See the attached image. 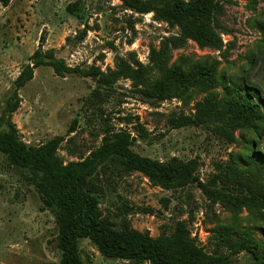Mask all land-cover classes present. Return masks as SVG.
Listing matches in <instances>:
<instances>
[{"label":"rangeland","instance_id":"374dc122","mask_svg":"<svg viewBox=\"0 0 264 264\" xmlns=\"http://www.w3.org/2000/svg\"><path fill=\"white\" fill-rule=\"evenodd\" d=\"M217 1L222 7L221 50L200 48L187 40L183 46H170L168 63L217 60L221 83L225 82L216 88L220 96L226 87L244 80L264 96V0ZM177 33L178 27L158 20L153 12H134L121 0H9L7 6L0 2V115L17 91L19 105L9 119L26 145L37 146L65 135L74 125L65 136L72 141L64 140L57 150L64 163L97 147L106 130L122 129L134 137L131 148L138 154L160 161L196 158L201 182L218 175V188L242 193L237 180L251 178L246 164L239 162L241 173L227 167L241 144L229 142L206 123L185 120L194 116L196 103L205 93L156 100L143 97L125 75L101 85L78 73L58 75L49 65L34 68L32 78L16 90L17 76L31 64L30 56L39 45L42 51L54 50L70 67L95 66L107 73L117 67L118 58L131 66H137L134 60L148 66L151 47L158 49L163 38ZM251 135L235 132L240 141ZM256 139L254 147L264 153V131ZM224 174H232L236 184L227 183ZM100 181L101 208L117 229L127 224L157 237L173 233L182 221L196 245L209 253L221 252L230 264H247L250 255L230 253L226 245L221 246L212 232L217 224L230 226L236 234L246 232L264 239V222L255 208L213 201L197 184L165 189L140 172L114 168ZM56 235L51 211L42 205L35 188L21 179L19 169L0 153V264H58L61 252ZM79 248L85 264H136L104 257L86 238L80 240Z\"/></svg>","mask_w":264,"mask_h":264},{"label":"trees","instance_id":"16d2710c","mask_svg":"<svg viewBox=\"0 0 264 264\" xmlns=\"http://www.w3.org/2000/svg\"><path fill=\"white\" fill-rule=\"evenodd\" d=\"M121 1L134 12H153L158 20L178 27V33L163 38L158 49L151 47L148 66H142L136 60L137 66H131L128 61L118 58L117 67L107 73L95 66L85 69L70 67L56 57L54 50L42 51L39 45L30 56L31 64L17 76L16 90L32 78L34 68L49 65L58 75L78 73L101 85H109L125 75L133 80V85L143 97L156 100L179 98L195 91L205 93L196 103L194 116L185 120L192 124L206 123L229 142L240 143L241 150L231 154L227 167L241 173L243 167L238 164L243 161L245 169L251 173L250 183L237 180L242 193L234 194L217 187L218 175L201 182L196 173V158L160 161L140 155L131 148L134 137L122 129L106 130L97 147L86 155H79L76 160L64 163L57 150L64 140L72 141L71 137L66 139L65 136L74 130V125L65 135L55 136L37 146L26 145L9 119L19 105L17 91L13 94V101L7 100L0 115V153L10 165L19 169L21 179L35 188L42 205L54 216L56 245L61 252L58 264H85L79 248L82 238L91 241L104 257L136 264H230L228 257L221 252L209 253L196 245L182 221L176 224L173 233L152 237L148 232L131 229L127 224L117 229L103 213L101 198L104 190L100 179L107 170L114 168L123 173L140 172L165 189L197 184L213 201L226 200L239 209L243 206L255 208L264 222V153L254 147L256 138L264 131V96L261 91L244 80L226 87L227 92L220 96L216 88L225 82L221 83L217 60L168 63L170 46H183L187 40L195 41L200 48L221 50V5L217 0ZM0 2L7 6L9 0ZM248 62L253 64V59L249 58ZM236 131L241 135L245 132L252 135L240 141L235 136ZM68 153L76 156L75 151L68 149ZM223 177L229 181L227 183L236 184L232 174L230 177L224 174ZM212 232L218 243L226 245L230 253L248 252L251 260L247 264H264V239L246 232L236 234L230 226L223 224H217Z\"/></svg>","mask_w":264,"mask_h":264}]
</instances>
